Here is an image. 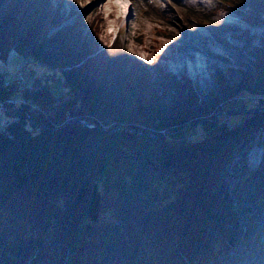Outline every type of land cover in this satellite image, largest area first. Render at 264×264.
Returning a JSON list of instances; mask_svg holds the SVG:
<instances>
[{
    "label": "trees",
    "instance_id": "16d2710c",
    "mask_svg": "<svg viewBox=\"0 0 264 264\" xmlns=\"http://www.w3.org/2000/svg\"><path fill=\"white\" fill-rule=\"evenodd\" d=\"M221 1L264 27V0ZM56 2L0 0V62L14 52L28 71L0 72V264H223L247 232L244 195L264 210V158L246 161L264 146V39L252 73L232 87L217 76L216 100H244L217 119L228 104L204 101L164 56L149 68L102 51ZM210 34L224 45L223 30ZM208 122H221L216 133L184 136Z\"/></svg>",
    "mask_w": 264,
    "mask_h": 264
},
{
    "label": "rangeland",
    "instance_id": "374dc122",
    "mask_svg": "<svg viewBox=\"0 0 264 264\" xmlns=\"http://www.w3.org/2000/svg\"><path fill=\"white\" fill-rule=\"evenodd\" d=\"M161 1L124 0L125 5L129 6L130 18L124 20L125 17L121 15L123 18L119 19L117 29L109 38H107L109 19L99 13L100 7L97 2L85 6V3L80 0H57L56 5L62 3L64 19L75 15L74 21L84 20L91 30H94L95 36H97L98 49L111 52L119 49L123 52L126 51L130 59H135L149 68L156 65L159 53L168 59L166 62L159 61V66L165 67L168 73L178 79L185 77L190 80L204 101L216 107L228 104L226 113L238 111L244 103L243 97L235 98L229 103L226 102L225 96H220L216 100V93L220 92L222 88L216 78L223 75L225 84L232 87L242 80L243 72H253L256 51L261 48L262 39H264V27L250 28L244 24L242 17L239 19L235 13L227 12L221 0H209L210 3H207L205 7L202 5L195 6L192 0H184V5L167 0L173 4L178 19L184 24L181 27L187 30L185 33H181L165 23L167 19L161 13V10L162 6L166 7V5ZM213 29L223 30V36L227 38L224 40V45L215 41L211 36L210 31H213ZM167 34H170V36ZM249 39H252V41L249 42ZM187 55L198 62L201 60L202 64L200 65L209 66V68L192 78L190 75L192 60H189ZM183 58L187 62L186 66L179 72H174L171 69L172 62ZM23 60L22 56L11 52L7 62H0V72L5 71L9 79L20 76L26 77L28 71ZM156 89L158 91L162 90L160 85ZM52 92L55 96L62 95L61 84L52 87ZM219 116V118L228 117L227 114ZM239 119H244V116L241 114L233 116V123H238ZM220 125L221 122L199 124L191 127L184 133V136L199 142L205 137L216 133ZM256 143L259 150L248 152L246 157V161L249 163L248 167L252 169L260 168L263 162L264 146L255 141L254 144ZM224 180L229 183L230 177L226 176ZM231 189H228V194ZM249 190L250 188H247V191ZM243 199L242 205H247L248 208L243 209L242 212L240 211L238 224L244 231L251 230V233L247 235L250 241L254 238L259 240V236L264 233V210L251 204L246 195ZM233 202L234 207L236 206L237 209L235 195H233ZM249 225L250 228H248ZM242 242L244 246L245 242L247 243L243 234ZM240 249L243 250L244 248ZM239 254L240 252L233 251L226 257V260L228 263L235 262L234 264H243L245 261H250L252 264H264V250L254 249L251 252H244L240 255L242 259H239V256L235 260ZM242 261L243 263H240Z\"/></svg>",
    "mask_w": 264,
    "mask_h": 264
},
{
    "label": "bare ground",
    "instance_id": "6f19581e",
    "mask_svg": "<svg viewBox=\"0 0 264 264\" xmlns=\"http://www.w3.org/2000/svg\"><path fill=\"white\" fill-rule=\"evenodd\" d=\"M82 3H85V6L89 4H95L97 2V5L100 7L99 13L105 15L109 21H108V34L107 38L113 35L115 30L117 29V25L119 23L120 18H130V11L128 10V5L126 7L124 0H80ZM166 7L162 6L161 13L166 17V24L172 27V29H175L176 31H180L181 33H185L187 30L185 28H182L181 26L184 25L180 22V20L177 17V12L173 4L169 3L166 0H162ZM175 4L184 5V1L182 0H174ZM195 3V6H206L207 3H210L209 0H205V2H200L197 0H192ZM189 3V2H188ZM123 14H126L125 16ZM121 15L123 17H121ZM227 18V16H225ZM110 19H113L112 21ZM151 22V21H150ZM111 30V31H110ZM170 36V34H167ZM189 57V60H192V64L190 65V75L192 78L196 77L198 74L204 72L206 69L209 68V66H202L201 60L198 62L196 59H193L191 56L187 55ZM187 62L183 59H178L176 62H172L171 69L174 72H179L181 69H183L184 66H186Z\"/></svg>",
    "mask_w": 264,
    "mask_h": 264
},
{
    "label": "water",
    "instance_id": "95a60500",
    "mask_svg": "<svg viewBox=\"0 0 264 264\" xmlns=\"http://www.w3.org/2000/svg\"><path fill=\"white\" fill-rule=\"evenodd\" d=\"M3 80V79H2ZM249 112V111H248ZM256 111H253V112H249V113H255ZM232 113H235V112H227V113H224V112H221V113H218L217 114V119L219 118V115H224V114H232ZM77 123L79 124H83L82 121H77ZM86 126V125H85ZM190 127L194 126V124H190L189 125ZM87 128L91 129V130H94V131H99L98 128H96L95 126H86Z\"/></svg>",
    "mask_w": 264,
    "mask_h": 264
},
{
    "label": "built area",
    "instance_id": "2783aa9c",
    "mask_svg": "<svg viewBox=\"0 0 264 264\" xmlns=\"http://www.w3.org/2000/svg\"><path fill=\"white\" fill-rule=\"evenodd\" d=\"M2 111H6V108L4 106V104H2V108H1Z\"/></svg>",
    "mask_w": 264,
    "mask_h": 264
},
{
    "label": "snow or ice",
    "instance_id": "6c2138e0",
    "mask_svg": "<svg viewBox=\"0 0 264 264\" xmlns=\"http://www.w3.org/2000/svg\"><path fill=\"white\" fill-rule=\"evenodd\" d=\"M123 7H126V5L125 6H123ZM111 31V30H110Z\"/></svg>",
    "mask_w": 264,
    "mask_h": 264
}]
</instances>
